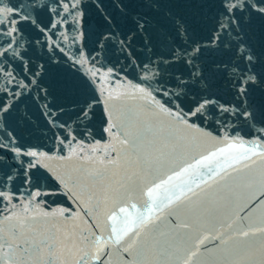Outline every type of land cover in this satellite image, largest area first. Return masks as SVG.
<instances>
[{"label": "snow or ice", "instance_id": "6c2138e0", "mask_svg": "<svg viewBox=\"0 0 264 264\" xmlns=\"http://www.w3.org/2000/svg\"><path fill=\"white\" fill-rule=\"evenodd\" d=\"M0 264H264V0H0Z\"/></svg>", "mask_w": 264, "mask_h": 264}, {"label": "water", "instance_id": "95a60500", "mask_svg": "<svg viewBox=\"0 0 264 264\" xmlns=\"http://www.w3.org/2000/svg\"><path fill=\"white\" fill-rule=\"evenodd\" d=\"M67 203H70V202H67Z\"/></svg>", "mask_w": 264, "mask_h": 264}]
</instances>
